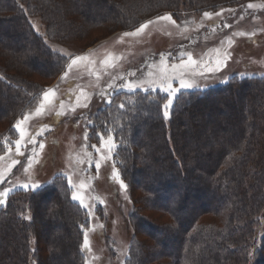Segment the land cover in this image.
Here are the masks:
<instances>
[{
	"label": "trees",
	"instance_id": "obj_1",
	"mask_svg": "<svg viewBox=\"0 0 264 264\" xmlns=\"http://www.w3.org/2000/svg\"><path fill=\"white\" fill-rule=\"evenodd\" d=\"M239 1L245 0H0V121L10 127L42 91L28 75L54 78L66 63L28 17L40 19L51 42L72 37L94 43L97 35L133 29L165 12L216 10ZM225 94L242 104L237 115ZM109 99L89 115L87 138L99 144L103 133L116 145L111 160L132 204L123 264H264V229L255 247L264 210V75L181 92L168 119L166 96L157 91L118 90ZM196 191L209 199H197ZM70 195L63 177L11 194L0 206V264H84L87 213ZM56 222L61 236L54 237Z\"/></svg>",
	"mask_w": 264,
	"mask_h": 264
},
{
	"label": "rangeland",
	"instance_id": "obj_2",
	"mask_svg": "<svg viewBox=\"0 0 264 264\" xmlns=\"http://www.w3.org/2000/svg\"><path fill=\"white\" fill-rule=\"evenodd\" d=\"M249 4L254 7L249 8ZM205 12L212 13V17H205ZM166 14H171L176 23L156 20ZM158 16L142 22L154 21L138 35L123 34L135 32L141 24L108 36L97 35L94 43L72 37L64 38L62 42H51L44 38L45 25L40 19L28 17L34 32L53 52L65 58L66 63L61 74L54 78L28 75L27 79L39 83L42 91L10 127L7 128L6 121H0V131L7 128L0 141V157H3L0 159V177L4 182L8 180L7 183H0V186L4 184L1 191L11 189L7 200L15 192L43 187L55 177L66 178L71 201L87 213L81 245L84 264H123L131 237L127 216L132 204L126 188L121 187V179L114 175V172L118 173L111 160L115 148L109 151V136L103 137V142L100 139L99 144L90 143L87 138L91 125L89 115L107 105L109 95L118 90L157 91L167 98V93L158 86V75L165 66L172 74L171 65L187 61L189 54L196 64L187 67L185 79L193 87L181 89L177 95L192 89L215 87L232 77L264 75V0L239 1L237 5L202 12H165ZM79 19L81 21L82 18ZM77 56L86 59L69 69L71 59ZM217 60L221 62L218 71ZM65 72L67 76H64ZM130 82L139 86L130 90L125 86ZM110 84L112 87H109ZM173 86L179 87L178 81L173 80ZM47 89H53L54 93L48 102H44L42 112L37 114L36 109L43 102V93ZM224 99L232 104L237 115L242 104L239 107L238 102L227 94ZM221 111L222 117L228 119L226 111L222 108ZM25 115L29 117L26 121ZM17 121H23V139L14 127ZM186 125L188 129L186 126L184 132L193 135L190 125ZM30 137H35V142L30 143ZM17 140H21L23 155L16 152ZM191 145L192 141L188 142L190 153ZM13 160L19 163L13 164ZM97 161L100 163L98 170L95 167ZM178 189L179 186L172 185V191ZM73 193L81 199L74 200ZM194 195L197 199H209L198 191ZM50 214L55 213L52 211ZM263 217L264 210L258 217L255 247L259 246L264 229ZM23 218L29 221L30 214ZM48 219L53 221L51 217ZM56 226L61 227V223L56 222L52 228L54 237L61 236ZM85 237L87 248L84 246ZM38 255H42L40 251Z\"/></svg>",
	"mask_w": 264,
	"mask_h": 264
},
{
	"label": "snow or ice",
	"instance_id": "obj_3",
	"mask_svg": "<svg viewBox=\"0 0 264 264\" xmlns=\"http://www.w3.org/2000/svg\"><path fill=\"white\" fill-rule=\"evenodd\" d=\"M249 8L254 7V5L249 4L248 5ZM212 13L209 12H205L204 16L211 18L212 17ZM216 15H220V13H216ZM156 20H165V21H172L173 24H175V20L172 19V15L171 14H166L164 16H158L156 18ZM154 23V21H147L144 24H141L139 28H137L135 30V32H125L123 35L124 36H133V35H138L140 33H142L144 31V29L149 25ZM82 59H86V57H82V56H77L75 58L71 59V63L68 64V68L71 69L73 65H75L78 61L82 60ZM106 63V61H105ZM161 63H163V59L161 60ZM217 68L216 70H219V65H220V61L217 60ZM196 61H194L192 59V56L189 54L188 55V59L187 61L181 60L180 64H172L171 65V69H172V74H169L168 72V68L167 66H165V68L163 70H161V72L158 75V79H159V87L161 88L162 91H164L165 93H167V98H166V103H164L162 105L163 108V116L165 119L170 118V111L169 109L171 108V106L173 105V99L176 97L177 93L181 90V89H188L193 87V84L188 82V80L185 79V76L187 75L186 69L188 66L190 65H195ZM208 71H213V69H208ZM68 73L65 72L64 76H67ZM173 80L178 81V85L179 87H174L173 86ZM150 83H155V81H151ZM127 88H129L130 90L138 87V84L135 83H127L125 85ZM109 87H112V85L110 84ZM54 93L53 89H47L44 93H43V102L40 104L39 107H37L36 109V113L40 114L44 108V102H48L49 101V97L50 95H52ZM107 103H111L112 101L110 99H108L106 101ZM87 105H85L86 107ZM124 105L121 104L120 107H123ZM29 117L27 115L24 116V121L28 120ZM23 123V121H17L16 125H14V127L19 131L21 138L23 139V129L21 128V124ZM98 135L101 137V140L103 142V133H98ZM113 141V137L109 136L107 143H109L110 148L109 151L111 150V148H115L116 145L114 143H112ZM29 142L33 143L35 142V137H30L29 138ZM16 152L17 154L23 155V153L20 151V147H21V140H17L16 141ZM40 147L43 148L44 145L41 143ZM93 147H95V145H93ZM97 151H99V149H97ZM103 158V157H102ZM0 159H3V157H0ZM13 164H17L19 163V161L13 160L12 162ZM96 169L98 170L100 167V163L99 161L96 162L95 165ZM10 170V169H9ZM114 175L117 179H120L119 173L114 172ZM3 178L0 177V183H3ZM69 183H71V181L69 180ZM120 184L121 187H125L123 180H120ZM24 187H28L27 185H24ZM33 187H37V186H33ZM11 191V189L9 188H4L3 191H0V205H3L6 203V197L8 196V193ZM73 199L74 200H80L81 198L79 196H77L75 193H73ZM82 202V201H81ZM84 246L87 248L88 246V240L87 237H85L84 240Z\"/></svg>",
	"mask_w": 264,
	"mask_h": 264
}]
</instances>
